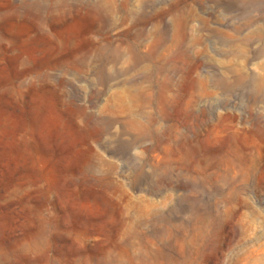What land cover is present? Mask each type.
I'll return each instance as SVG.
<instances>
[{
    "label": "rangeland",
    "instance_id": "obj_1",
    "mask_svg": "<svg viewBox=\"0 0 264 264\" xmlns=\"http://www.w3.org/2000/svg\"><path fill=\"white\" fill-rule=\"evenodd\" d=\"M0 264H264V0H0Z\"/></svg>",
    "mask_w": 264,
    "mask_h": 264
},
{
    "label": "bare ground",
    "instance_id": "obj_2",
    "mask_svg": "<svg viewBox=\"0 0 264 264\" xmlns=\"http://www.w3.org/2000/svg\"><path fill=\"white\" fill-rule=\"evenodd\" d=\"M31 4V3H30ZM33 4V3H32ZM36 4V3H35ZM33 6H35V5H33ZM30 7V6H29ZM33 8V7H32ZM37 8V7H36ZM35 8V9H36ZM36 14V13H35ZM34 15V14H33ZM37 15V14H36ZM37 19V18H36ZM38 20H41V19H38ZM39 25V24H38ZM41 77V76H40ZM192 190V189H191ZM194 192V191H193Z\"/></svg>",
    "mask_w": 264,
    "mask_h": 264
}]
</instances>
